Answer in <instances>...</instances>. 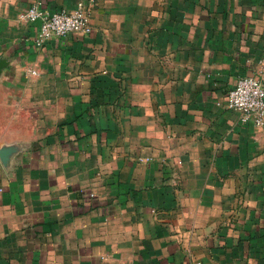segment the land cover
Returning a JSON list of instances; mask_svg holds the SVG:
<instances>
[{"label":"crops","instance_id":"0c3cea01","mask_svg":"<svg viewBox=\"0 0 264 264\" xmlns=\"http://www.w3.org/2000/svg\"><path fill=\"white\" fill-rule=\"evenodd\" d=\"M89 8L35 44L21 19ZM264 0H0V264H264V126L226 107Z\"/></svg>","mask_w":264,"mask_h":264},{"label":"built area","instance_id":"2783aa9c","mask_svg":"<svg viewBox=\"0 0 264 264\" xmlns=\"http://www.w3.org/2000/svg\"><path fill=\"white\" fill-rule=\"evenodd\" d=\"M90 10L84 4L66 11H49L40 2L30 4L20 15L21 19L37 23L38 34L35 44L40 46L52 36L69 33L86 34L91 31L88 22ZM256 75H242L227 92L226 107L241 112V121H252L264 126V57L258 60Z\"/></svg>","mask_w":264,"mask_h":264},{"label":"water","instance_id":"95a60500","mask_svg":"<svg viewBox=\"0 0 264 264\" xmlns=\"http://www.w3.org/2000/svg\"><path fill=\"white\" fill-rule=\"evenodd\" d=\"M4 64H5V61L0 59V73H1V70H2V68L4 66Z\"/></svg>","mask_w":264,"mask_h":264}]
</instances>
